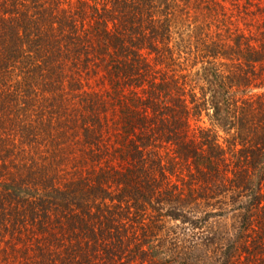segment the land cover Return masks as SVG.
<instances>
[{"label":"trees","instance_id":"obj_1","mask_svg":"<svg viewBox=\"0 0 264 264\" xmlns=\"http://www.w3.org/2000/svg\"><path fill=\"white\" fill-rule=\"evenodd\" d=\"M195 247L264 260V0H0V264Z\"/></svg>","mask_w":264,"mask_h":264},{"label":"rangeland","instance_id":"obj_2","mask_svg":"<svg viewBox=\"0 0 264 264\" xmlns=\"http://www.w3.org/2000/svg\"><path fill=\"white\" fill-rule=\"evenodd\" d=\"M223 222L225 223V221H223ZM226 222L228 223L229 221L226 220ZM166 225L169 226V229H167L166 232L165 231H163V232L159 231L158 232V234L161 235V236H159V240L163 241V244H164L161 246L163 248H165V247H167L169 249L173 248V250H175L176 252L177 251L182 252L184 247H182L180 245V242L178 240L181 239L182 242H184L185 240H188L186 233H189V231L186 232L182 228V224H180L178 222H172V221L168 220L166 222ZM204 232L206 233L205 230H204ZM230 236H232V234H230ZM186 244H187V242H186ZM178 245H179V248H177V250H176V247ZM192 252L199 259L194 260L193 263H191V264H217L216 263V256L218 255V252H215L214 250H209L208 248H203V247H195L194 250H192ZM247 262H245V264H247ZM256 264H264V260H259L258 262H256Z\"/></svg>","mask_w":264,"mask_h":264}]
</instances>
